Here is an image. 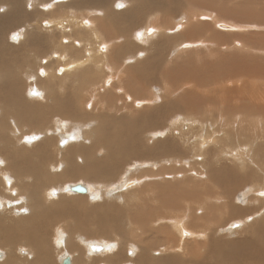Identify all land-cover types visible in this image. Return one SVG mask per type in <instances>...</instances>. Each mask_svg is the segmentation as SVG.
<instances>
[{
	"label": "bare ground",
	"instance_id": "6f19581e",
	"mask_svg": "<svg viewBox=\"0 0 264 264\" xmlns=\"http://www.w3.org/2000/svg\"><path fill=\"white\" fill-rule=\"evenodd\" d=\"M165 1L166 3L164 0L55 1L50 7L53 10L51 14L56 15L57 22L62 23L61 31L70 35L63 37L65 41L61 39L57 48L49 53L50 44L40 26L42 29L38 37L44 39V42L38 45L33 43L34 48L36 46V49H42L35 52L32 48L31 59V49L27 55H22L32 40L30 29L37 30L39 25L31 24L14 37L18 43H25L22 46H9L4 34L7 30H3L6 22L10 32L19 20H34L38 16L34 11L38 7L44 10L47 0H0V11L7 12L6 16L3 14L0 17V246L4 249H0V264H66V261L68 264H264V218L259 222L256 220L264 216V208L261 206L262 209H259L257 203L264 198L261 195L264 193V182L260 179L264 176L263 87L261 91L257 86L238 81V95L234 90H229V85L223 89L236 98L239 96L240 108L252 117L253 125L250 128L242 126L245 138L233 125L231 114L228 115L225 105L204 108L198 112L193 105L194 97L186 96L184 104L187 108L181 111L173 103L163 100L166 95L151 86L147 97L137 91L131 93L126 86L125 80L129 74L134 78L146 74L155 80L159 72L150 70L160 64L156 57L176 38H166V34L179 36L180 42L175 44V51L180 52L198 45L199 39H207L203 30L191 25L194 22H199L202 29L211 28L210 24L200 21L205 19H212L214 26L223 31L245 28L236 23L223 22L219 17L207 13H200L197 17L184 9L179 11L182 18L177 20L175 16H171L174 25L166 27L164 20L168 19V13H174L180 7L172 3L174 0ZM254 1L256 4L262 2L261 6L264 4V0ZM45 8L48 7L45 5ZM243 8L244 17L261 23L250 24L263 29L264 8L256 7L255 11L249 10L250 7ZM227 10V7L223 8V11ZM161 16H164L162 21ZM140 22L143 25L136 28ZM43 24L49 25L48 22ZM126 26L132 32L126 30ZM119 28L118 35L112 37V30ZM79 30L88 32L90 39L79 35ZM258 33L255 32L253 39V35H250L247 40H264L263 33ZM235 35L239 40L242 38L241 34L233 36ZM189 39L194 42H184ZM93 41L96 43L94 48ZM240 41L235 44L247 46L243 39ZM147 52H150L154 63L145 61ZM171 55L172 53L168 57ZM39 57H42L41 60H37ZM37 61L41 63L38 64ZM261 61L255 64L264 73V58ZM21 64L27 67L20 66ZM52 65L55 66L52 68ZM15 67L19 72L25 71L23 77L29 84L28 94L37 96L32 93L38 92L40 95L34 98L42 100L47 97L39 81L49 76L54 77L61 89L67 92L62 79L66 78L65 75L82 70L80 76L74 78L72 85L77 104H74L75 107L69 105L51 108L48 104L42 106V103L34 100L37 101V114L29 108L27 114H24L26 108L14 97L15 91L12 93L13 98H10L7 90L18 87L13 79L17 75ZM95 67L99 69L95 70ZM58 70L63 74H58ZM169 73L172 72L167 69L160 76ZM206 73L204 68L193 71L198 78ZM36 79L37 82L31 83ZM51 83L54 88V81ZM134 86L142 88L140 83H135ZM47 91L52 94V88H47ZM120 95H124L121 99L127 98L130 108L116 105L123 103L119 101ZM89 105L96 107L91 110ZM82 106L84 110L81 114ZM253 106L256 108L251 109ZM75 109L76 113L73 112ZM109 112L115 115L112 116ZM129 112L133 114L131 120L126 118ZM32 120L40 122L35 126L32 125ZM193 121L201 124V127L197 129L199 132L191 150L182 144L185 143V131L182 128L190 127ZM238 122L243 124L242 119ZM159 123L163 127H154ZM204 124L219 129H205ZM87 126L90 128H86ZM230 126L234 127L232 132L225 129ZM36 128L41 134H31L30 131ZM27 133L30 135L26 136ZM53 133L56 136L55 151L63 154L60 160L48 158L47 150L43 147L35 151L19 149L24 143L26 147L32 144L37 147L43 141L50 142V139H54L51 135ZM32 136L38 139L29 140ZM73 144L76 145V150H72ZM42 154L45 156L42 157ZM80 161L83 165L76 166ZM56 164H59L58 167H55ZM190 166L191 169L187 170L186 167ZM64 167L72 168V171ZM55 168L64 170L52 177L51 171ZM118 169L121 170L116 174ZM147 170L150 175H146ZM56 173L55 170L53 174ZM179 173H183L185 178L177 180ZM114 175L117 181L109 183ZM69 177L77 181L83 177L88 180L87 183L81 180L80 183L71 185L61 183V186L51 183L53 180L57 183L58 180L65 182ZM144 177L148 181H160H147L141 185ZM203 177L208 180L200 182ZM77 184L85 186L87 191H73L71 187ZM203 184H208L206 191L200 186ZM64 186L77 197L67 200L62 193ZM87 197H92L93 200H89L91 202L87 210H79L80 205L71 206L68 202ZM221 199L222 204L219 203ZM163 203L164 208L169 207V212H172V205L178 208L185 204L188 212L183 209L178 214L168 215L161 211ZM261 203L264 205V201ZM196 209L204 210L203 215L196 216ZM150 210L163 214L152 218ZM125 211L128 216L127 230L119 227L116 217H113L124 216ZM243 211L247 216L238 217ZM58 216H80L77 219L82 216H99L96 226L99 232H94L98 238H86L94 231V224L90 222L83 226L85 231L80 224L74 227L60 225L56 219L55 227L53 221L52 224L48 222ZM111 216L116 221L112 227L107 223ZM95 218L92 219L96 220ZM47 223L50 226L44 225ZM53 225V244L63 250L58 256V262L53 260V244L47 238L48 233L54 229ZM109 229L114 233L108 236ZM231 235L237 237L232 239ZM74 236H78L80 241H76ZM18 245L22 247L19 248ZM73 246L79 248L70 250ZM164 251L167 252L163 256Z\"/></svg>",
	"mask_w": 264,
	"mask_h": 264
},
{
	"label": "rangeland",
	"instance_id": "374dc122",
	"mask_svg": "<svg viewBox=\"0 0 264 264\" xmlns=\"http://www.w3.org/2000/svg\"><path fill=\"white\" fill-rule=\"evenodd\" d=\"M7 1L9 2V0H7ZM55 1H58V0H47L45 5L49 8V10H48V8H45V5H44V10L40 9V7H38V10H40V11H38V10L34 11V12H36V14H38V16L35 17L36 20L34 19L30 22L28 20H19L18 24H15V27L9 30L10 32H8V24L6 22V24H5L6 27L3 31L7 30L6 32H4L5 40H6L7 44L11 47L22 46L23 44H25V43H23V44L18 43V41L15 40L14 37H17L16 36L17 34L20 35L25 30V28L27 26H31V24H33L35 26L39 25V28L37 30L34 28L30 29V34L32 36V40L30 42V45L25 48L24 54L22 56L27 55L29 49L32 50V48H33L35 50V52L42 49V48L36 49V46H35V48L32 46L33 43H37V45L43 44L44 39L38 37L42 28L44 31L43 34L45 35V37L47 38V40L49 41V44H50L49 53L53 49L57 48V45H59L61 43V39H62V41H65V39L63 37L67 38L68 35H70V34L68 32L61 31L62 30L61 29L62 23L60 21L57 22L56 15H54L55 16V18H54V16L51 14V12L53 11L51 9L52 8L51 4H53ZM164 2L166 3L165 0H164ZM172 3L177 4V6H179L181 10L179 9V10H176L174 13H171V12L168 13V19L164 20L165 21L164 25H166V27L174 25L173 24V18H170L171 16H175L176 17L175 19H177V20L181 19L182 17L179 15L180 14L179 11H182L184 9V10H187L191 14L197 15V17H199L200 13H202V14L207 13L208 15H214L216 17H219L223 22L224 21L231 22L232 24L236 23L239 26H245V28L241 29V30L236 28V29H233L232 31H230V30L229 31H223V30H219L217 27L214 26V22L212 21V19H205V20H200V21H203L206 24H210L211 28L206 27V28L202 29L199 26V22H194L191 25H193L198 30H203L207 39H209V40L205 39L203 41V40L199 39L198 45H195L194 47L188 48L186 50H180V52H179V50L175 51L177 49L175 44L180 42V41H178L179 36L173 35L171 33L169 35L166 34L165 35L166 38H174V37H176V38H174L171 41V44L169 45V47L166 48V50H164V52L161 53V55L156 57V59L158 61H160V64L159 65L156 64V67L153 68V70H150V72H152V71H154L155 73L159 72L158 74H156L155 80H153L152 78H150L146 74L142 75L139 78H134L131 74H129L128 78L126 77V80H125L126 86L131 91V93H133L134 91H137L143 97H147L150 95L149 92H150L151 88L156 90L157 92L160 91L159 93H164L166 95V97L162 96L163 100H167V101L173 103L174 105L179 107V109L181 111H185L187 108V106L184 104V99L186 96H193L194 97V104L193 105L195 106V108L198 112H200L204 108L210 109V108H214L216 106L225 105L228 108V115L231 114L230 115L231 120L234 122L233 125H235L236 128L238 130H240L246 138L245 130L242 128V126L250 128V126L253 125L252 124V117H250L244 109L240 108L239 96H238V98H236L231 94V92L226 93L225 90H223V89L225 88V86L229 85L228 86L229 90L230 89L234 90L236 92V94L238 95L237 89H238V81H239V82H247L250 85L257 86L260 90H261V87H263V90H264V73L262 72V68L255 64V62L257 64L262 62L261 60L264 58V51H263L264 50V40H261L260 42L247 40L250 35H253L252 36V39H253L255 37V32L258 33L260 31L258 34L263 33V35H264V31H263L264 28L259 29L256 26L253 27V25H254L253 23L261 24L260 21L255 20V19H249V18L243 16V14L245 12V9L243 8L244 6H245V8L250 7L249 10L252 9L255 11L256 7H257V9L264 8V7H262V6H264V4L261 6L260 4L262 2H259L260 4H256V2L254 0H181L178 2L174 0V1H172ZM224 7H227L228 10L223 11ZM0 8H1V6H0ZM165 10H166V7H165ZM29 12H31V11H29ZM6 13L7 12H5V11L3 12V10H1L0 11V17H3V14H5V16H6ZM9 16L12 18V14H10ZM163 18H164V16H161L160 21H162ZM44 19H46V20H44ZM50 19H51V21H50ZM54 21H55V23H54ZM44 22H48L49 25H46V24L44 25L43 24ZM29 23H30V25H29ZM250 23H252L253 25ZM142 25H143V23L140 22L136 26V28H139ZM40 26L42 27L41 29H40ZM43 26H46V27H43ZM55 26H58V27H55ZM125 29L130 30L132 32L131 28L128 26H126ZM119 31H120V28L118 30H112V37L118 35ZM215 32H217V33L219 32L221 34L218 33L219 34L218 35ZM78 33H79V35L83 36L84 38L90 39V34L88 32H85L83 30H79ZM234 34H238V35L241 34L242 35L241 39H243V41L246 42L247 46H245V44H243V45L242 44L241 45L235 44L238 41L241 42L240 41L241 39L240 40L237 39L236 35L233 36ZM260 37H261V35H259L258 38H260ZM184 42H194V41L192 39H189V40H185ZM150 43L151 42H149L148 45ZM95 44L96 43L93 41L92 46ZM172 45H175V46L171 49ZM149 46L152 49V45L150 44ZM93 48H94V46H93ZM180 48H181V46H180ZM181 49H184V48H181ZM11 51H13V50L11 49ZM169 52L172 53V55L170 57H168L170 54ZM126 53H129L128 50H126ZM150 55H151L150 52L149 53L147 52V56L144 57L146 62H152ZM29 56L31 57V59L33 58V50H32L31 55H29ZM41 58L42 57H39L37 60H41ZM37 62H38V64L41 63L40 61H37ZM212 62H214V64H210ZM152 63H154V62H152ZM254 64H255V66H253ZM20 66L27 67V65H25V64H21ZM54 66L55 65H52L50 67L53 68ZM36 67L38 68V66H36ZM36 67H32V68L35 69ZM197 68L206 69L207 70L206 75H204L200 78L196 77L193 74V71ZM98 69H99V67H95V70H98ZM167 69H170V71L172 73L160 76V73L162 71L167 70ZM14 71L17 75H15L13 77V79L15 82L18 83V87L13 88V89H7V90L10 93V98H13L12 93H13V91H15L14 97H16L20 101L19 104L21 106L26 108V111L24 114H27L28 108L35 113V102H37V101L42 103V106L43 105L45 106L48 104L49 106H51V108L53 106H60V107L64 108V107H69V105H70V107H75L74 104H77L76 103L77 97L75 96V92H73V90H72V85H73L74 78L79 77L82 70H80L78 72L72 71L74 73H70L69 75H65L66 78L62 79L65 82L64 87L67 89V92H64L61 89L59 82L57 80H54V77L49 76L45 80L39 81L40 85L45 90L46 97H47L46 100L34 98V97H37L39 95L32 96V95L28 94L27 89H28L29 84L27 83V80H25L23 77L24 76L23 72H25V71L19 72L18 68H16V67L14 68ZM54 71L56 73V70H54ZM94 72H97V71H94ZM58 74H63V73L59 72V70H58ZM3 75L4 74H2V76ZM56 76H57V74H56ZM57 77H59V76H57ZM26 79H27V76H26ZM0 81H1V75H0ZM37 81H38L37 79H36V81L34 80L32 82H31V80H29V82H31V83H35ZM53 81H54V88H53L52 83H51ZM135 83H140L142 85V88L141 89L136 88L134 86ZM105 84H106V82H105ZM190 84H191V86L189 87ZM150 86H151V88H150ZM47 88H52V94H48ZM18 91H19V93H18ZM55 94H57V96H55ZM117 95H119V94L117 93ZM122 97H124V95L123 96L120 95L119 101H122L123 103L122 104L116 103V105H118V106L124 105L125 107L126 106L128 107V105L130 103L127 101V98L121 99ZM49 99H52V102H49ZM34 100H37V101H34ZM87 105H88V103H87ZM95 107L96 106H92L90 108H91V110H93ZM97 107H99V105ZM128 108H130V107H128ZM250 108L254 109V108H256V106H253ZM86 109H87L86 111H88L87 107H86ZM83 110L84 109L82 106V111H80L81 114L83 113ZM73 112L76 113V109ZM2 113H3V111H2ZM35 114H37V113H35ZM109 114L112 116L115 115V114L110 113V112H109ZM237 116H239L240 118ZM126 118L128 120H131L133 118V114L131 112H129V114L126 116ZM70 119H72V118H70ZM241 119L243 122L242 125L239 124V122H238ZM36 123H37V121L34 122V120H32V125H35ZM156 125L157 126H154V127H163L161 123L156 124ZM166 125H168V122H166ZM203 126L205 129L210 128V130H212L214 128L216 130L219 129L217 127H214V128L209 127L208 124H204ZM200 127H201V124L198 125L197 122L193 121L191 123L190 127L182 128V130L185 131V135L183 137L185 140V143H182V144L186 145L189 149L192 150L193 146H191V145H194L196 135L199 132V131H197V129ZM86 128H90V127L87 126ZM254 128H255V125H254ZM37 129L38 128H36V130L30 131L31 134H35V133L41 134L37 131ZM225 129L232 132L234 130V127L233 126L225 127ZM221 130H224V129H221ZM52 131H54V129H52ZM27 134H26V136L30 135V133H27ZM51 135L54 136V133ZM54 139L53 138L50 139V142L49 141L48 142L43 141L44 143L42 142V144H41L42 146L38 145L37 147L35 146V144L28 145V147H26L25 143H24L21 146H19V149L24 148V149H30V150L35 151V150H39L40 148L43 147V148H45L44 150H47L46 154H47L48 158H52L53 160H60L61 159L60 157H63V154H59L57 151H55L56 150V136H54ZM49 143H51V144L49 145ZM39 144H40V142H39ZM45 145H46V147H45ZM76 149H77L76 145L73 144L72 150H76ZM48 152H52V153L54 152V153L50 154ZM68 154H69V152H68ZM41 156L44 157L45 154H42ZM188 164L190 165V162ZM58 165L59 164H56L55 167H58ZM82 165L83 164H81V161H80V163L77 164L76 166H82ZM64 169H71V171H72V168H69V167H64ZM64 169H62V171ZM186 169L190 170L191 166L189 168L186 167ZM53 170L54 171L56 170L57 173L53 174L54 171H51L52 177L57 175L61 171V170L60 171L57 170V168H55ZM119 170H121V169H118L116 174L119 172ZM145 173H147L146 175H148V174L150 175L148 170ZM115 175L112 177V180L109 183L117 181V179L115 178ZM183 175H184L183 173L177 174L176 179L177 180L184 179L185 177L183 178ZM205 176H206V174H205ZM204 178H206V177L200 178V182L204 181V180H208L207 178L206 179H204ZM90 179H91V176H90ZM144 179H145V177H144ZM260 179L264 182V176L261 177ZM74 180H75L74 178L69 177V178H67V180L65 182L58 180L59 183H57L56 180H53V181L51 180L52 181L51 183L54 186H57L55 184H58L59 186H61L62 184H70V185L76 184V183H80L81 180L83 183H87L88 178L83 177V178L78 179V181L75 180V182H74ZM148 180L149 179L143 180L142 181L143 183L141 182V185H144ZM154 180L155 179H153V181L150 180V181H148V183L149 182H151V183L157 182L158 179H156L155 181ZM46 181H50V180H46ZM159 181H160V179L158 180V182ZM45 185H47V184H45ZM200 186L202 187V189L204 191H206L208 184H203ZM65 187L66 186H64V188L62 189L63 190L62 193H64L66 195L67 200L77 197L75 195H72V194H74L73 191H70L69 189L66 188L68 190L67 191L65 189ZM153 190L157 191V189H153ZM43 191H45V190H43ZM68 194H70V195H68ZM71 196H73V197H71ZM63 199H65V197ZM84 199L77 200V201H80L81 203H79V202L77 203V201H74V200H69L68 202L70 203L71 206L78 207L80 205L79 210H83V209L87 210L88 206H90V202L93 200H92V197H89V198L87 197V199L86 198H84ZM263 199L264 198H262L261 201L257 202L259 205L258 206L259 209L264 208L263 207L264 205H262V203H261L264 201ZM89 200H91V201H89ZM222 200L223 199H221L219 201L220 204L223 203ZM84 201H85V203H84ZM109 201L114 202V200H109ZM130 201H132V200H130ZM84 204H86L85 207H84ZM148 204L151 206L150 202H148ZM164 205L165 204L163 203L161 206V211L168 214V215L178 214V213L182 212L183 209H185L188 212L187 205H185V204L180 205L178 208H175V206L172 205V212L168 211L169 207L164 208ZM242 206L246 207V205H242ZM261 206H262V208H261ZM196 211L198 212V214L195 213L196 216H202L203 215L204 210L196 209ZM126 213L127 212L125 211L124 216H113V217H116V221H118V222H116V221L115 222L118 224V226L123 227L124 230L128 229V226H127L128 216L126 215ZM150 213L152 215V218L162 216V214H163L161 212L152 211V210H150ZM204 214H206V213H204ZM244 216H247V213L245 214L244 211L238 215V217H240V218H245ZM79 217L80 216H78V217H76V216H58V218H51V220H48V222L50 224H52L54 222V225H55V221L57 219L58 220L57 222H59L60 225L67 224V225L72 226V227H74V225L79 226V224H80V226L83 227L86 225L87 222L88 223L90 222V224L95 225V226L94 225L92 226V230H94V231L92 233L88 234L86 236V238L87 239H97L98 236L94 232H99L97 230V227H96V226H98V217L99 216H82L83 219L84 218L87 219L86 221H84L85 219L83 220L82 218L77 219ZM93 217L94 218L96 217L97 219L96 218L95 219L97 221L92 219ZM113 217L111 216L107 220V223L109 224L110 227H112V225L115 224V222L112 220ZM165 217H168V216H165ZM263 218H264V216H262L260 218H256V220H257V222H259ZM89 219H92V221H90ZM62 220L66 223H64ZM111 220H112V222H111ZM124 222H125V224H124ZM50 224L48 225V223H47L44 225L50 226ZM54 225L52 226V228H54ZM56 226H57V224L55 225V227ZM83 230H84V227H83ZM110 230L111 229H109V231H108L109 232L107 234L108 236L110 235V233H114ZM231 236H232L231 237L232 239L237 237L234 235H231ZM53 237H55V228L52 229L47 235V238H49L51 240L52 244L54 243ZM74 238L76 241L79 240L78 236L77 237L74 236ZM18 247L20 248L22 246L18 245ZM76 248H79V247L73 246L72 249H70V250H73ZM80 248H82V247H80ZM0 249L4 250L2 245L0 246ZM83 249L85 250V248H83ZM163 250H165V249H163ZM51 251L53 253V260L58 262V256H59V254L63 253V250L58 249L53 244V247H51ZM166 252L167 251L163 252V256ZM178 253H180V251ZM172 254H174V253H172Z\"/></svg>",
	"mask_w": 264,
	"mask_h": 264
},
{
	"label": "water",
	"instance_id": "95a60500",
	"mask_svg": "<svg viewBox=\"0 0 264 264\" xmlns=\"http://www.w3.org/2000/svg\"><path fill=\"white\" fill-rule=\"evenodd\" d=\"M71 189L73 191H76V192H86L87 191V188L81 184H77V185H74L71 187ZM69 262L66 261V264H68Z\"/></svg>",
	"mask_w": 264,
	"mask_h": 264
},
{
	"label": "snow or ice",
	"instance_id": "6c2138e0",
	"mask_svg": "<svg viewBox=\"0 0 264 264\" xmlns=\"http://www.w3.org/2000/svg\"><path fill=\"white\" fill-rule=\"evenodd\" d=\"M61 71H63V69H61ZM32 94L33 95H40V93H38V92H34ZM89 107H91V105H89ZM36 139H38V137H36V136H32L29 138V140H36ZM73 139H75V137ZM64 143H67V141H65ZM0 163H2V161H0ZM261 195H264V193H261ZM25 211H27V209H25ZM237 227H238V225H237Z\"/></svg>",
	"mask_w": 264,
	"mask_h": 264
},
{
	"label": "crops",
	"instance_id": "0c3cea01",
	"mask_svg": "<svg viewBox=\"0 0 264 264\" xmlns=\"http://www.w3.org/2000/svg\"><path fill=\"white\" fill-rule=\"evenodd\" d=\"M38 122H40V121H37V123H38ZM37 123H36V124H37Z\"/></svg>",
	"mask_w": 264,
	"mask_h": 264
}]
</instances>
